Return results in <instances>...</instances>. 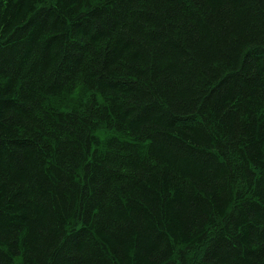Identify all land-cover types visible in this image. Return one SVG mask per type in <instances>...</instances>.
<instances>
[{
    "label": "trees",
    "instance_id": "trees-1",
    "mask_svg": "<svg viewBox=\"0 0 264 264\" xmlns=\"http://www.w3.org/2000/svg\"><path fill=\"white\" fill-rule=\"evenodd\" d=\"M0 264H264V0H0Z\"/></svg>",
    "mask_w": 264,
    "mask_h": 264
}]
</instances>
